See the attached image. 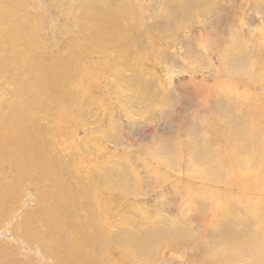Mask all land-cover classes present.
<instances>
[{
  "label": "rangeland",
  "instance_id": "1",
  "mask_svg": "<svg viewBox=\"0 0 264 264\" xmlns=\"http://www.w3.org/2000/svg\"><path fill=\"white\" fill-rule=\"evenodd\" d=\"M261 85L264 0H0V140L55 164L43 181L0 148V264H231L224 209L258 240L235 262L264 264V191L218 164L237 144L264 173V122L230 133L264 120Z\"/></svg>",
  "mask_w": 264,
  "mask_h": 264
},
{
  "label": "bare ground",
  "instance_id": "2",
  "mask_svg": "<svg viewBox=\"0 0 264 264\" xmlns=\"http://www.w3.org/2000/svg\"><path fill=\"white\" fill-rule=\"evenodd\" d=\"M109 4V6H110V3H108ZM92 20L93 19H91V18H89L88 20H87V22H86V25H88V24H90L91 22H92ZM86 28L88 29L89 27L88 26H86ZM89 29H91V28H89ZM98 30H94V32H97ZM91 36V34L89 33L88 34V38ZM235 40V39H234ZM236 41V40H235ZM233 44V43H232ZM236 44V43H235ZM247 48V47H246ZM245 49V48H244ZM248 50V49H247ZM247 50H245V52L247 51ZM241 51H243V49H241ZM250 51V50H249ZM249 51H248V54H249ZM252 51V50H251ZM255 51V50H254ZM251 53V52H250ZM256 53V52H255ZM255 53H254V57H255ZM180 54V53H179ZM219 54H221V53H219ZM251 55H253L252 53H251ZM251 55H250V57H251ZM256 56H257V54H256ZM262 56V55H261ZM260 56V57H261ZM182 57V56H181ZM258 57V56H257ZM256 57V58H257ZM256 58H253V59H255L256 60ZM246 59V58H245ZM250 59V58H249ZM183 60V59H182ZM257 60H259V59H257ZM256 60V61H257ZM249 61V60H248ZM252 61V60H251ZM249 63H254V62H249ZM256 63V62H255ZM254 63V64H255ZM259 63H261V62H259ZM263 63V62H262ZM250 66L252 67V65L250 64ZM249 65H248V68L250 67ZM247 69V68H246ZM255 69V68H254ZM253 69V67H252V71L254 70ZM260 69V68H259ZM249 71V70H248ZM255 71V70H254ZM256 71H258L257 69H256ZM245 72H247L246 70H245ZM250 72V71H249ZM255 73V72H254ZM257 73H259V71L257 72ZM256 73V74H257ZM251 74H252V72H251ZM258 75V74H257ZM253 76V75H252ZM255 77H256V75H255ZM170 78H171V75H170ZM235 83V82H234ZM233 83V84H234ZM188 84H189V82H188ZM50 85H52V83H50ZM193 85V84H192ZM230 86V85H229ZM228 86V87H229ZM47 87L50 89L51 87L49 86V84L47 85ZM231 87V86H230ZM234 87V86H233ZM171 88L173 89V90H177V87L176 86H172L171 85ZM235 88V87H234ZM259 88H261L262 90H263V92H264V85H261ZM231 91H232V89H231ZM258 91V90H257ZM233 94H234V92H233ZM244 94H245V92H244ZM237 96V95H236ZM264 96V95H263ZM234 97V96H233ZM232 97V98H233ZM250 98V97H249ZM248 98V99H249ZM251 99V98H250ZM232 100V99H231ZM239 100V99H238ZM236 101V100H235ZM246 102V101H245ZM250 102V101H249ZM255 102H256V100H255ZM247 103V102H246ZM252 104H254V103H252ZM243 105H241V107H242ZM255 108L253 107V110H254ZM236 111H237V109H236ZM252 111V110H251ZM251 111H248L249 113L251 112ZM255 113H256V111H254ZM237 113V112H236ZM245 114V117H241V118H243V119H245V123H238V124H236L233 128H230L229 130H230V133L232 134V135H234V136H236L238 139H241V140H243V141H245V140H248L249 142H256V137H257V134L259 133V131H260V128H259V125H260V123L263 125V122H264V120H263V118H262V116H260L259 117V115L257 116V117H255L254 115H256V114ZM239 114H240V111H239ZM260 114V113H259ZM231 116V115H230ZM263 116H264V114H263ZM233 118V117H232ZM237 120V119H236ZM224 121V120H223ZM219 122V121H218ZM220 123V122H219ZM235 123V122H234ZM218 124V123H217ZM204 125V124H203ZM204 127H206V126H204ZM208 129V128H207ZM227 129H228V127H227ZM228 130V131H229ZM54 132V131H53ZM205 132H206V130H205ZM233 137V136H232ZM201 139V138H200ZM205 139V138H204ZM203 139V140H204ZM189 140V139H188ZM223 140V139H222ZM237 140V139H236ZM200 142H201V140H199ZM225 141V140H224ZM200 142H199V145H201L200 144ZM264 143V142H263ZM203 144H204V142H203ZM206 144V146H207V143H205ZM211 144V143H210ZM209 144V145H210ZM217 145V144H216ZM195 146V145H194ZM201 146H204V145H201ZM214 146V145H213ZM17 147H22V148H24V153L23 154H20L18 151H14V150H17ZM180 147H181V145H180ZM179 147V148H180ZM185 147V146H184ZM225 147V146H224ZM0 148H5L6 149V151L7 152H10L11 151V153H12V155H13V159L14 160H16L17 162H18V164L20 165V167H21V170H22V172H24L23 171V161H21V160H25V162L26 163H28L27 164V167L29 168V170H30V175L29 176H31V177H33V175H37V172L38 171H40V175H39V178H43V181H46L47 180V175L49 174V173H51L52 172V170L54 169V167H55V164H53V163H51L50 161H48V160H45V162H41V163H38V164H35V166H36V169H34L33 168V166L31 165V163H29V162H32L33 161V159H34V157L35 156H37V153H36V151H35V149L33 148V146H30V145H26V144H22L21 143V141H19L18 139H17V137H15V139H14V141L11 143L9 140H4V139H1L0 140ZM182 148V147H181ZM185 148H187V147H185ZM184 148V149H185ZM210 149L212 148V147H209ZM238 148V146H237V144L236 145H234V146H232V148H230V146H229V144L225 147V150L228 152V160L227 159H223V160H221V161H219V166H221V167H223L224 169H223V172H225V173H227V174H225V175H227V178H225L224 179V181L226 180V179H228V180H230L231 181V179H238V180H240L239 182H238V186H240V189H241V191H243V192H245V189H250V190H254V191H264V173H260V172H257V169H255V173L254 172H252V171H250V170H246L245 172H241L240 170H242V169H239L240 167H242V162L243 161H245V165H246V167L247 166H249V165H251V161L250 160H247V159H245V154L251 159V160H253V161H255L257 158H259V156H256V155H252V154H250L248 151H245V147H241L240 149H237ZM196 150H197V148H195ZM198 149H199V147H198ZM205 149V148H204ZM207 150V149H206ZM250 150H252L251 148H250ZM181 151V150H180ZM186 151H187V149H186ZM192 151V150H191ZM198 151V150H197ZM203 151V148H202V150H201V152ZM209 151V150H208ZM216 151V150H215ZM214 151V152H215ZM219 150L217 149V151L216 152H218ZM237 151H241V152H244L245 154H243L242 156H243V158H244V160L242 161V159H240V157H239V155H238V153H237ZM222 152V151H221ZM221 152H219V153H221ZM183 153V152H182ZM187 153V152H186ZM191 154H192V152H191ZM195 154H197V153H195ZM198 155V154H197ZM200 155H203V152L202 153H200ZM188 156V155H187ZM191 156H193V155H191ZM221 157H223V155H220ZM227 156V155H226ZM217 157H218V155H217ZM221 157H219V159L221 158ZM224 158V157H223ZM202 159L204 160V161H208L210 158L208 157V155H204L203 157H202ZM201 159V160H202ZM218 159V158H217ZM218 159V160H219ZM198 161H200V160H198ZM159 162V161H158ZM230 162V169L231 170H228V169H226L225 168V166L228 164ZM160 163V162H159ZM178 164H179V162H178ZM229 165V164H228ZM179 166V165H178ZM240 166V167H239ZM152 167H153V165H151V170H152ZM180 167V166H179ZM237 168V169H236ZM154 170H152V172H153ZM259 171V170H258ZM257 172V173H256ZM195 174V173H194ZM224 174V173H223ZM206 176V175H205ZM214 178H216V177H214ZM258 178V179H257ZM255 179H257L255 182H254V180ZM217 182V181H216ZM38 183H41L40 181H38ZM219 186V185H218ZM221 187V186H220ZM223 187V186H222ZM198 189V188H197ZM58 194H59V192H57ZM197 194V193H196ZM13 195H15V194H13ZM186 195V194H185ZM214 195H216L215 193H214ZM264 195V194H263ZM180 196H182V195H180ZM197 196V195H196ZM57 197V196H56ZM192 197V196H191ZM194 197V196H193ZM58 198V197H57ZM181 198V200H182V197H180ZM195 198V197H194ZM190 199V198H189ZM212 199V198H211ZM219 199V198H218ZM194 200V199H193ZM189 201V200H188ZM195 201V200H194ZM181 202V205H183V202L182 201H180ZM190 203V202H189ZM194 203V202H193ZM184 204H186V202L184 203ZM222 204V203H221ZM175 205H177L176 204V202H175ZM205 205H206V202H205ZM195 206V205H194ZM220 206V205H219ZM226 206H227V203H226ZM226 206L224 207V208H226ZM187 207V206H186ZM186 207H184V208H186ZM195 208H196V206H195ZM222 208V207H221ZM240 208H242V210L244 211V214L242 215V214H240V213H238L237 214V218H239L240 220H242L243 221V226L245 225V227L247 226V219L245 218V213H246V216H248L249 214L250 215H252V212L254 211V214L256 215V214H258V211L255 209H251V208H249V207H247L246 205L245 206H239L238 207V209H236L235 208V210H239ZM247 208V209H246ZM176 209V208H175ZM192 209V208H191ZM190 209V210H191ZM178 210V209H177ZM185 210V209H184ZM183 210V211H184ZM188 210V209H187ZM258 210H260V208H258ZM174 211H176V210H174ZM194 211H196L195 209H194ZM193 210H192V212H194ZM198 211V210H197ZM226 211V209H224L223 210V212L220 214V216H221V218H222V223L224 224V225H222L221 227H219L215 232V235H219L220 237L219 238H224V240H225V242L223 243V244H225V249H224V252L225 251H228V253H224V255L226 256V257H231V259L229 260V263H231V264H245V262L244 263H238V262H235V260L238 258V259H240L241 261H243V258H245V255H247L248 253H250V252H252L254 249H255V247H253V246H251V244H253V243H255V242H257L258 240H257V237H255V236H253V233L252 232H248V233H241L240 232V230H239V228H233V229H231V228H229L228 227V225H227V222L231 219V213H226L225 212ZM192 212H189V213H192ZM197 213V212H196ZM195 212H194V214H196ZM177 214V213H176ZM188 214V213H187ZM193 214V215H194ZM263 214V216H264V210H260L259 211V215L261 216ZM198 215V214H197ZM27 216H30V217H32L31 215H29V214H27ZM185 216H187L186 214H185ZM207 216V215H206ZM188 217H189V215H188ZM201 217V216H200ZM183 218V217H182ZM191 218H193V217H191ZM196 218V217H195ZM199 217H197L196 219H198ZM202 218V217H201ZM185 219V218H184ZM205 219V218H204ZM192 220V219H191ZM204 221H206V220H204ZM220 221V220H219ZM176 222V221H175ZM174 222V223H175ZM196 222V221H195ZM194 221H193V223H195ZM197 223H199V221L197 220ZM178 224V223H177ZM181 225V224H180ZM184 225V224H183ZM259 225V224H258ZM206 226V225H205ZM98 228H99V226H98ZM199 228V227H198ZM24 229V228H23ZM200 230V229H199ZM198 230V232H200ZM28 231H29V233H31V231H30V228H28ZM203 241H205V240H203ZM202 241V242H203ZM180 244H182V243H180ZM173 246V245H172ZM178 246V245H177ZM156 248V247H155ZM155 248H154V250H155ZM191 248V247H190ZM194 249L196 248V246H194L193 247ZM219 253L218 254H221V253H223V252H220V251H218ZM79 253L82 255V256H86L87 254H88V250H79ZM196 254V253H195ZM194 254V255H195ZM181 255V254H180ZM237 258H236V257ZM236 258V259H235ZM209 259L211 260V257L209 256ZM196 260V259H195ZM204 260H207V258H205ZM215 259H213V261H214ZM197 261V260H196ZM218 261L220 262V258L218 259ZM216 262V261H215ZM228 262V261H227ZM195 263V262H194ZM197 263H199L198 261H197ZM220 264V263H219Z\"/></svg>",
  "mask_w": 264,
  "mask_h": 264
}]
</instances>
